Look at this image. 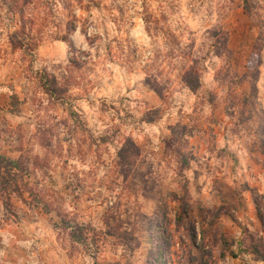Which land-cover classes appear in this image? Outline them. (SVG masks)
Here are the masks:
<instances>
[{
    "label": "rangeland",
    "instance_id": "1",
    "mask_svg": "<svg viewBox=\"0 0 264 264\" xmlns=\"http://www.w3.org/2000/svg\"><path fill=\"white\" fill-rule=\"evenodd\" d=\"M134 2L0 0V41L7 32L9 45L7 50L0 46V150L9 145L11 157L21 162L18 169L7 166V162L0 167V222L13 225L25 221L30 229L34 215L33 221L57 233L60 247L65 250L63 255L70 264H75L77 255L80 264H233L236 261L264 264V190L260 180L264 175V72L261 71L264 18L258 11L260 0H244L245 13L238 19L230 16V9L222 11L217 23L205 31V40L199 46L195 31H190L189 42L183 48L179 38L171 36L166 27L169 17L161 11L160 17L154 19L149 12L151 5H156L157 10L167 5L175 11L181 0H142V7L148 13L145 19L153 20L154 31L170 35V43L184 57L177 79L174 81L158 65L151 66L154 71L146 65L140 69L147 73L144 78L128 83L141 57L132 45L125 47L114 38L105 45L106 58L121 70L124 94L120 92L121 86L116 85L111 94L97 96L91 88L107 91L103 80L95 84L89 81L91 88L83 85L82 91L71 93L72 87L79 86L75 74L93 70L89 65L90 53L77 46V28L90 46L95 45L98 37L88 36V27L93 26V11L102 19L115 22L110 15L112 8L123 17L126 8ZM186 2L191 6L190 13L195 14L205 3L211 5L212 0ZM229 2L224 0L222 7L227 8ZM78 12L87 15L81 17ZM105 12L109 13L108 17H104ZM23 41L25 47H19ZM57 42L67 45V65L52 62ZM48 44L53 46V56L45 55L46 62L34 72L37 85L48 100L45 107L34 94L29 95L27 83L21 84L17 92V66L7 57L21 53L20 61L29 60L31 70L39 48ZM224 55L230 64L215 77L222 87L229 89V95L221 102L214 90L201 93V68L203 61L210 57ZM174 56L169 50L165 58ZM65 67L69 75L61 72L58 78L57 70ZM19 77L25 81L31 79L23 73ZM186 80L197 87L190 88ZM114 83L111 79L107 81L108 85ZM174 83L180 87L174 89ZM5 87L8 92L2 91ZM184 88L193 95H201L200 104L194 105L193 113L187 116L183 112L184 102L177 106L173 95L174 91ZM234 88L239 92L233 93ZM133 92L139 95H131ZM204 103L214 109V118L210 121L202 117L200 105ZM173 109L175 118L171 115ZM89 110L100 113L98 120L104 121L107 117L104 122L110 126L99 136L93 135L92 128L88 127ZM41 111L44 116L39 115ZM29 112L33 115L29 116ZM56 112L61 113L59 118ZM213 124H223L225 131L239 139H243L242 134L254 135L258 144H245L243 148L238 145L236 150L226 145L217 151ZM153 128L160 130L163 155L175 160L176 174L183 178L180 187L184 195L169 191L156 167L146 159L141 160L152 144L146 130ZM64 129L68 134L61 136ZM77 132L86 133V138L77 136ZM73 140H76L75 146ZM117 142L120 147L116 153L115 175L128 196L118 195L114 201L104 198L103 211L97 213L103 227L98 229L93 227L91 216L84 221L82 213L88 212L91 202L102 194L90 195L87 176L76 171L70 173L69 161L79 157L83 163L90 154L99 160L101 149L105 145L115 146ZM35 145L43 155L33 154ZM206 152L215 155L206 156ZM213 159L229 162L234 176L239 170L238 179L233 181L235 187L217 175L223 163L214 166ZM187 171L192 173L191 181L184 175ZM190 183L200 197L194 203L188 193ZM209 183L212 191L204 194ZM65 197H70L81 211L72 214L63 211L60 204ZM139 197L143 198V204L136 202ZM18 239L28 241L31 237L19 234ZM38 243L33 241L18 251L30 257L33 251H38ZM4 248L0 237V250ZM36 259L41 264H55V261H46L44 253Z\"/></svg>",
    "mask_w": 264,
    "mask_h": 264
},
{
    "label": "clouds",
    "instance_id": "2",
    "mask_svg": "<svg viewBox=\"0 0 264 264\" xmlns=\"http://www.w3.org/2000/svg\"><path fill=\"white\" fill-rule=\"evenodd\" d=\"M110 4L111 0H106ZM224 0H212L211 5L205 3L198 11V13H190V5L187 4L186 0H181L178 8L175 11L168 9L167 5H164L160 10H157L156 5H151L149 12L153 14L154 19L160 17L161 11H163L168 17L167 29L170 30L171 36L178 37L180 40V48H183L186 43L189 42V32L195 31L197 37V46L200 45L202 40H205L204 33L207 29L212 28L219 19V16L222 11H227L230 9V16L232 18H240L245 13L244 0H231L227 8H223L222 5ZM260 16L264 18V0H260V8L258 9ZM78 15L81 17L86 16L84 12H78ZM115 18L113 19H102L98 12L93 11L92 13V27H88V36L98 37L95 41V45L89 44L85 37L80 33L79 27L75 33V38L77 40V46L82 48L84 51L90 53L89 65L93 69L91 72H80L75 74V81L79 83V86H74L70 89L71 93L82 91L83 85H88L91 88V84H95L97 80H103L107 87V91L104 89L97 90L91 88L92 91L96 92L97 96L109 95L116 90V85H120V92L123 93V84L125 80L121 75V70L116 68L112 63L107 60V53L105 45L109 42H112L114 38L125 47L132 45L135 49L138 50L141 57L139 63L135 66V75L132 79L127 81L128 83H134L136 80H142L147 74L146 72L140 71L144 66H149L150 71H154V68L151 66L158 65L165 69V71L172 77L175 81L180 72V65L185 63L184 57L180 55L179 49L175 48L171 43V36L166 35L165 32H156L154 31V22L153 20H146L145 17L148 13L145 12L144 7H142V0H136L132 5H129L126 8L124 16L121 17L119 11L112 8L111 14ZM109 13L105 12L104 17H108ZM119 28V31L117 29ZM55 31V29H53ZM47 44V40L45 41ZM211 43V41H207ZM0 46L3 49L7 50L9 48L7 41V32L0 41ZM113 48H115V43H113ZM169 50L175 53L174 58H165ZM207 50V49H205ZM53 51L52 44H48L47 47H40L36 53L37 59L32 69H29V60L20 61L21 53L17 52L14 56H9L7 59L13 61L17 66V76L19 83H17V92L20 91V85L27 83L29 86V95L35 96L37 101H43L45 107L48 106V100L44 92L38 87L37 80L34 76V72L38 70L43 63L46 61L43 59L45 55L53 56L51 53ZM67 45L62 42H57L55 45V59L52 60L56 64L67 65L66 59ZM203 54V53H201ZM159 56V59L157 57ZM191 63V61H187ZM230 60L227 55L222 57L212 56L209 59L203 61V66L201 68L202 72V83L203 87L201 93L206 91H216L218 93L219 101L223 102L225 98L229 95V89L227 86H221L219 81L215 78L217 72L229 66ZM169 68L171 70L169 71ZM207 69V71H204ZM261 71L264 72V65L261 66ZM63 72L65 76H68L69 73L65 68L57 70L56 75L59 78L60 73ZM23 73L31 77L30 80L25 81L19 77V74ZM114 80L113 85H108V80ZM15 82V81H13ZM180 86L177 83L173 84L174 89H178ZM3 92H8V88L5 87L2 89ZM233 93L239 92L238 88L232 89ZM131 95H139V93L133 92ZM174 97L177 100V106L180 102H184V114L190 115L193 113V106L200 104L201 95H193L187 88L182 90H176L173 93ZM31 103V102H30ZM203 109L202 117L205 120H211L214 118V109L212 105L204 103L200 105ZM51 112L52 110L49 109ZM29 116L33 115L32 112L28 113ZM40 116H44L45 113L41 111ZM57 117L59 118L61 113L56 112ZM63 115H66L64 113ZM100 115L99 112L95 110H89V122L88 127L92 128L93 135L99 136L103 130L110 126L109 123H105L107 117H104V121L98 120L96 117ZM171 115L176 117V110L173 109ZM206 128L208 124L204 125ZM161 128L163 127V122L161 123ZM212 127L216 129V150H220L227 147L231 150H236L239 145L241 148L245 144L252 146L253 144H258V141L254 135L242 134L243 139H239L236 136L231 135L229 132L225 131L223 124L215 125ZM231 127V125H229ZM33 131H35V125L32 126ZM147 134L152 140L149 151L141 156V160L146 159L151 162L155 167L156 171L164 177V183L169 191L175 192L177 195H184L180 185L183 183V178L178 177L176 174V164L174 158L171 156L165 157L161 151L162 145L160 144V130L158 128H153L151 130H146ZM68 134V130L64 129L60 132L61 136ZM77 136L84 135L86 138V133L81 134L76 133ZM143 139V136H141ZM76 140H73V146H75ZM67 148V145H64ZM120 147V143L117 142L115 146L105 145L101 151L102 155L99 160H97L95 154H90L87 156L85 162L81 163L80 158L77 157L69 161L68 171L71 173L73 171L79 172L81 176H87L89 187V194L96 196L97 193L102 195L99 199H96L91 202L92 207L88 212L82 213V219L88 221L91 216V223L93 227L98 229L103 227L101 219L97 216V213L103 211L104 205L102 201L104 198H109L115 200L118 195L123 197L128 196V192L122 185L119 179L116 177V162L117 157L116 153ZM104 148L107 151H104ZM40 153V148L38 145L34 146V153ZM205 155H215L214 153H205ZM214 166H219L223 163L222 170L217 173L219 176L225 178L226 183L230 187H235L233 181L238 179L239 170L234 176L230 171L229 162H221L216 159L212 160ZM140 164V161H137V165ZM75 165V168H73ZM195 167V165H193ZM90 174V175H89ZM189 181L192 179L191 171H187L184 174ZM262 190H264V175L260 176ZM115 181V183H113ZM211 183L208 187L205 188L204 194L211 192ZM189 196L191 201L194 203L200 197L197 193L195 187L190 183L188 188ZM136 202L143 204V198L139 197L136 199ZM60 208L69 213L80 212L81 209L75 207L70 197H65L63 202L60 204ZM21 231L25 232L28 236L31 237V240L21 241L18 239ZM34 233V235H33ZM239 233H237L238 235ZM0 235L4 237L5 248L0 250V257H3L0 260V264H38L37 256L40 253H44V259L46 261H55V264H70L67 257L63 255L64 251L60 247V242L57 240V233H55L51 228L45 226L44 224L32 225L30 229H25L23 226L17 225H8L3 232H0ZM33 241H39L37 244L38 251H33L30 257H26L19 253V247H27ZM15 246V247H14ZM60 253V255H58ZM87 259V258H85ZM75 264H80V256L75 257ZM90 264V262H89ZM233 264H239L238 261L233 262Z\"/></svg>",
    "mask_w": 264,
    "mask_h": 264
},
{
    "label": "crops",
    "instance_id": "3",
    "mask_svg": "<svg viewBox=\"0 0 264 264\" xmlns=\"http://www.w3.org/2000/svg\"><path fill=\"white\" fill-rule=\"evenodd\" d=\"M0 154H4V155H6V156H8V157H10V158H13V159H15L14 157H11V154H13L12 152H11V148H10V146L9 145H5L4 147H3V149H1L0 150ZM33 219H35V217H34V215H32V222H31V225H38V224H40V222L39 221H33ZM28 222H25V221H17V222H15V223H13V225H17V226H23V228H25V229H27V224ZM6 226H8V223H5V222H0V232H3V230L6 228ZM46 226V225H45ZM20 234H26V233H23L22 231H21V233ZM34 234V233H33ZM0 237L2 238V240L4 241V237H3V235H0ZM19 240H21L22 241V239H19ZM38 264H41V263H39L38 262Z\"/></svg>",
    "mask_w": 264,
    "mask_h": 264
},
{
    "label": "trees",
    "instance_id": "4",
    "mask_svg": "<svg viewBox=\"0 0 264 264\" xmlns=\"http://www.w3.org/2000/svg\"><path fill=\"white\" fill-rule=\"evenodd\" d=\"M19 47L21 46V47H25V42L23 41V42H20L19 43V45H18ZM186 82H187V84L189 85V87L190 88H194V87H197L196 85H194V84H192L193 82L190 80V81H188V80H186ZM4 162H7V166L8 165H11V166H13L14 168H16V169H18L21 165V162H20V160L19 159H13V158H10V157H8V156H6V155H4V154H0V167H2L3 165V163Z\"/></svg>",
    "mask_w": 264,
    "mask_h": 264
}]
</instances>
